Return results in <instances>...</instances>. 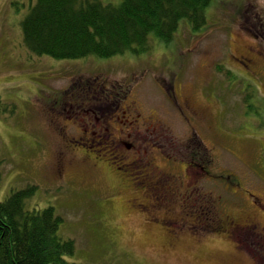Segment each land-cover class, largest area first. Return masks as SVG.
Instances as JSON below:
<instances>
[{
	"label": "rangeland",
	"instance_id": "obj_1",
	"mask_svg": "<svg viewBox=\"0 0 264 264\" xmlns=\"http://www.w3.org/2000/svg\"><path fill=\"white\" fill-rule=\"evenodd\" d=\"M34 3L0 0V201L35 186L26 207L53 208L62 218L58 235L75 245L65 256L70 262L264 264L263 237L242 241L188 223L174 238L147 221L130 206L133 191L116 187L114 159L105 154L120 132H130L137 145L126 157L137 152L154 179L164 177L162 185L187 195L200 172L197 189L222 218L241 228L264 226V0H212L197 31L182 23L170 41L151 39L145 52L75 60L29 51L22 23ZM83 81L91 96L105 87L113 99L110 120L89 124L87 135L82 117L52 109L68 90L79 92ZM175 100L190 106L189 118ZM128 119L137 132L127 127ZM102 133H111L108 145L90 147L87 138ZM80 138L86 148L72 151ZM188 161L198 168L186 170ZM167 195L168 213L179 217L184 204Z\"/></svg>",
	"mask_w": 264,
	"mask_h": 264
},
{
	"label": "trees",
	"instance_id": "obj_2",
	"mask_svg": "<svg viewBox=\"0 0 264 264\" xmlns=\"http://www.w3.org/2000/svg\"><path fill=\"white\" fill-rule=\"evenodd\" d=\"M211 1L35 0L22 23L24 43L31 53L56 60L145 52L151 39L170 41L182 23L201 29ZM259 20L264 40V17ZM52 105L59 106L57 99ZM35 190L14 191L0 201V264H81L65 259L75 245L58 235L62 218L54 209H27Z\"/></svg>",
	"mask_w": 264,
	"mask_h": 264
},
{
	"label": "flooded vegetation",
	"instance_id": "obj_3",
	"mask_svg": "<svg viewBox=\"0 0 264 264\" xmlns=\"http://www.w3.org/2000/svg\"><path fill=\"white\" fill-rule=\"evenodd\" d=\"M161 86L162 89L166 90L170 93L169 87L163 83ZM72 86V85H71ZM80 88L79 92L72 93V89L68 90V94L61 95L57 98L58 107H55V110L60 112L69 113V118L74 117H82L85 124L83 125V132L87 135L88 129H90L89 124L93 127L97 124H100L102 120L109 121L110 117L108 116L109 111L112 108L111 98L112 92H110L105 87L100 89V91L96 92L95 95L91 96L90 92L93 90L89 89V86L86 84V81L79 84ZM92 88V87H90ZM91 107H87L89 104ZM178 107V112L182 113L184 116L191 114L187 110L190 106L181 105L177 100L174 101ZM126 113V111L124 112ZM62 114V113H58ZM189 118V117H188ZM190 121V119H189ZM148 122H145L147 124ZM135 124L134 121L127 120V127L133 128ZM129 125V126H128ZM137 128H133L134 131L137 132ZM106 131H109V128H105ZM120 132V131H119ZM111 133H109L110 135ZM96 134L92 132V136ZM103 133L98 135L97 137H92L90 139L87 138L88 144L90 147L100 148L104 143L108 145V136ZM124 135V136H123ZM132 134L130 132L123 134L120 132L117 138H114L113 143L108 146L109 150L105 152L108 156V152L111 156H113L112 167L114 168L117 177L115 179L116 187L118 190H132L134 195L129 201L131 202L130 206L133 210L138 209L139 211L144 212L148 217L147 221H150L154 224H158L166 227L171 233L174 234V238L176 235L182 230L183 226L186 224H190L193 228H200L202 231H221L223 234L227 233L228 236L241 238V240H249L253 236L263 237L264 239V226H260L258 223H250L249 225L241 228L234 220L226 217L222 218L221 214L218 212L217 205L214 201L210 199H206V197H201L200 191L197 189V183L199 182L200 172L194 174L195 181H193L191 185V192L185 193L187 195H179L178 189L173 190L166 185H162L164 182V177L154 179L152 173L148 170L147 164L138 157L137 152L130 156L126 157L125 153L134 150V147L137 145L136 141L131 138ZM81 141V142H80ZM74 150L77 148H86L85 143H83V138L75 139ZM106 146V145H105ZM107 147V146H106ZM161 148L157 146V150ZM87 153V151H86ZM163 159L164 155L160 154ZM89 154H84V160L86 162L94 161L92 160ZM96 158V157H95ZM176 157H168L167 160L170 162H175ZM96 164L97 162L94 161ZM189 167L198 168L196 163L189 162L186 165V170ZM208 173V171H206ZM189 173V171H188ZM190 177V174H188ZM64 174H62V178ZM189 177V178H190ZM203 179L207 180L204 176ZM185 191V189H184ZM183 192V191H181ZM116 195L121 196V192H115ZM167 194L171 196V202H182L186 209L182 208V213L179 215H175L171 217V213H168L170 198ZM124 195V193H123ZM123 201L127 200L126 197H121ZM112 202V198L108 199ZM191 203L188 207L187 203ZM203 202L205 204H201ZM256 203V202H254ZM196 205V206H195ZM126 208L132 211L131 207L125 205ZM198 207V208H197ZM133 212V211H132ZM168 213V215H166ZM168 220L171 221H167ZM229 219V220H228ZM174 224H177V228H174Z\"/></svg>",
	"mask_w": 264,
	"mask_h": 264
}]
</instances>
